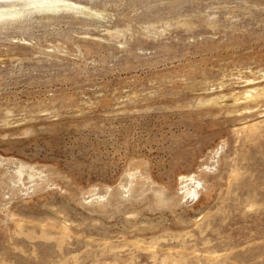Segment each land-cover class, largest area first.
<instances>
[{
    "label": "rangeland",
    "instance_id": "1",
    "mask_svg": "<svg viewBox=\"0 0 264 264\" xmlns=\"http://www.w3.org/2000/svg\"><path fill=\"white\" fill-rule=\"evenodd\" d=\"M35 1L0 0V264H264V0Z\"/></svg>",
    "mask_w": 264,
    "mask_h": 264
},
{
    "label": "bare ground",
    "instance_id": "2",
    "mask_svg": "<svg viewBox=\"0 0 264 264\" xmlns=\"http://www.w3.org/2000/svg\"><path fill=\"white\" fill-rule=\"evenodd\" d=\"M35 1V0H34ZM30 2V1H29ZM36 2V1H35ZM35 2H32V4H35ZM31 3V2H30ZM29 3V4H30ZM51 3V2H50ZM57 3V2H56ZM47 5V4H46ZM31 6V5H30ZM65 6V5H64ZM74 6V5H73ZM38 7V6H37ZM39 7H40V5H39ZM45 7V6H44ZM49 7V6H48ZM56 7H57V5H56ZM59 8V7H58ZM60 9V8H59Z\"/></svg>",
    "mask_w": 264,
    "mask_h": 264
}]
</instances>
